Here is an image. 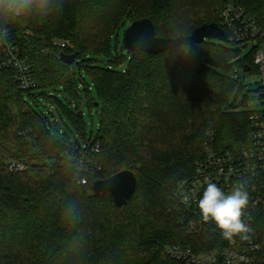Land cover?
<instances>
[{"label":"trees","instance_id":"obj_1","mask_svg":"<svg viewBox=\"0 0 264 264\" xmlns=\"http://www.w3.org/2000/svg\"><path fill=\"white\" fill-rule=\"evenodd\" d=\"M236 1L264 26V0ZM225 3L33 0L20 15L0 12V32L11 33L38 82L37 89L26 91L14 69L0 71V264H187L167 247L216 246L220 230L211 220L189 233L184 220L192 217L177 189L195 174L207 141L218 152L248 146L249 111L229 105L245 86L241 76L218 69L231 72L236 62L245 73H259L257 47L240 58L242 48L223 47L216 38L158 54L129 52L125 45L115 52L113 41L147 17L166 38L221 25ZM76 52L72 63L61 56ZM124 61L128 65L121 69ZM57 88L70 95L68 106L56 96ZM84 94L101 119L99 132L89 137ZM41 98L62 107L67 128L41 109ZM68 120L86 143L101 144L94 167H76L70 160L67 152L81 142ZM11 160L27 169L13 172ZM126 169L138 179L127 204L118 206L111 192L95 194L97 180Z\"/></svg>","mask_w":264,"mask_h":264},{"label":"built area","instance_id":"obj_2","mask_svg":"<svg viewBox=\"0 0 264 264\" xmlns=\"http://www.w3.org/2000/svg\"><path fill=\"white\" fill-rule=\"evenodd\" d=\"M221 26L226 29L230 43L257 47L254 62L264 76V26L260 21L236 0H226ZM9 68L15 70L23 90L38 88L30 60L22 54L6 29L0 32V71ZM258 98L264 101V87L258 92ZM249 120L248 146L237 152H218L207 141L205 158L197 162L195 174L182 180L177 189V196L192 217L184 220L189 223V233H198L207 223L201 218L198 204L208 183H215L225 194L242 184L249 194V203L242 210L241 217L250 226L248 238L242 239L236 235L232 239H225L220 231L213 248L196 250L191 245L168 246L167 252L173 258L187 264H264V110L249 111ZM100 152V143L78 145L75 141L67 153L76 167H83L87 163L94 167ZM9 166L13 172L27 169L25 163L17 160H11ZM87 182V178L83 179V183Z\"/></svg>","mask_w":264,"mask_h":264},{"label":"water","instance_id":"obj_3","mask_svg":"<svg viewBox=\"0 0 264 264\" xmlns=\"http://www.w3.org/2000/svg\"><path fill=\"white\" fill-rule=\"evenodd\" d=\"M221 39L226 41L228 36L219 23L204 24L194 30L190 35L179 37H160L157 35L156 25L151 17L138 19L125 29L124 45L129 52L136 49L152 54H158L181 45L201 43L206 39ZM80 55L79 52L73 54H62V58L68 63ZM99 106V103H96ZM99 113V112H98ZM138 184L136 174L131 170H122L109 178L97 180L93 185L96 195L111 192L116 204L123 206L135 193Z\"/></svg>","mask_w":264,"mask_h":264},{"label":"rangeland","instance_id":"obj_4","mask_svg":"<svg viewBox=\"0 0 264 264\" xmlns=\"http://www.w3.org/2000/svg\"><path fill=\"white\" fill-rule=\"evenodd\" d=\"M124 31L125 29H123L121 31V34L119 35V40L117 41L116 38L113 41V50L116 52L118 46L120 51H122L123 46H124ZM215 43L220 44L223 47H227L230 49H236V48H242L241 49V56L240 58H245L250 54V51L252 50L251 47H246V46H242V45H235L232 43H229L228 41H223L221 39H215L214 40ZM119 44V45H118ZM128 65V61H124V63L121 64L120 68L124 69L126 68ZM233 70L230 72L227 69H218L220 72L224 73V74H230V75H234V76H241V79L243 81V84L245 86L244 90L242 92H240V95L238 97L235 96V94H233L230 97V101H229V105H233L234 103H236L239 106V110L247 112V111H251V110H264V101H262V99L258 98V92L260 89H262L264 87V76L263 74L259 73H245L238 65L237 63H233ZM87 82L89 83V85L91 86V92L90 94L94 97L97 96V89L95 87V85L93 84V82L87 78ZM54 92L56 94V96H58L60 98V100L62 101L63 104L65 105H69V100H70V95L67 94L66 92H63L61 88H57L54 89ZM248 96V98H247ZM244 98H246L247 100V104L243 105L242 101L244 100ZM41 103H44V105H40L41 109L43 111H45L46 113L49 114V116L52 118V112L55 114V118L59 119L61 122V125L65 128L66 125L63 123L61 115H60V111L63 112V110L61 109L62 107L58 104H53L52 102L48 101L47 99L41 98ZM81 108L84 112V119L86 122V130H87V137H89L91 135V133L93 132L95 135L99 132V127H100V115L97 112V109L95 108H91L89 101H88V97L86 94H84V98L82 100L81 103ZM91 109H93V113L91 115ZM64 117L66 118L67 115L64 114ZM69 126L73 129L74 134L77 135L78 140L81 142V144H85L86 140L85 138L81 135L80 131L72 124V122L70 120H68ZM55 130V128H53Z\"/></svg>","mask_w":264,"mask_h":264},{"label":"clouds","instance_id":"obj_5","mask_svg":"<svg viewBox=\"0 0 264 264\" xmlns=\"http://www.w3.org/2000/svg\"><path fill=\"white\" fill-rule=\"evenodd\" d=\"M33 6V0H4L0 4L3 14L20 15ZM249 203V194L242 184L234 186L230 193L225 192L215 183H208L199 200L201 218L208 222L213 221L220 229L225 239H232L240 235L248 238L250 226L241 217Z\"/></svg>","mask_w":264,"mask_h":264}]
</instances>
